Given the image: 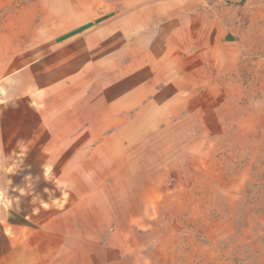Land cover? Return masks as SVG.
Instances as JSON below:
<instances>
[{"label":"crops","instance_id":"obj_1","mask_svg":"<svg viewBox=\"0 0 264 264\" xmlns=\"http://www.w3.org/2000/svg\"><path fill=\"white\" fill-rule=\"evenodd\" d=\"M214 2L128 0L70 22L50 48L1 20L0 264H101L106 252L122 264V198L136 207L138 167L154 172L138 124H170V108L197 109L201 124L202 94L215 96L237 44Z\"/></svg>","mask_w":264,"mask_h":264},{"label":"rangeland","instance_id":"obj_2","mask_svg":"<svg viewBox=\"0 0 264 264\" xmlns=\"http://www.w3.org/2000/svg\"><path fill=\"white\" fill-rule=\"evenodd\" d=\"M211 1L228 8L237 44L214 72L215 96L202 94L201 124L188 108L184 115L170 108V124H138L139 152L150 144L154 172L138 167L130 189L136 207L122 198V264H264V0ZM125 4L11 0L0 28L9 20V28L50 48L70 22L93 23ZM103 6L111 13L99 12ZM126 203L136 209L132 220ZM101 260L114 264L117 255Z\"/></svg>","mask_w":264,"mask_h":264}]
</instances>
